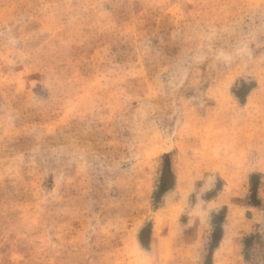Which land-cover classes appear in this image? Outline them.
Segmentation results:
<instances>
[{
  "label": "rangeland",
  "instance_id": "obj_1",
  "mask_svg": "<svg viewBox=\"0 0 264 264\" xmlns=\"http://www.w3.org/2000/svg\"><path fill=\"white\" fill-rule=\"evenodd\" d=\"M0 264H264V0H0Z\"/></svg>",
  "mask_w": 264,
  "mask_h": 264
}]
</instances>
